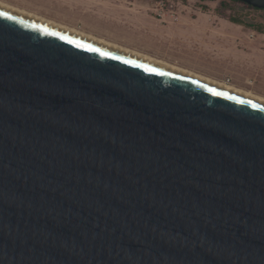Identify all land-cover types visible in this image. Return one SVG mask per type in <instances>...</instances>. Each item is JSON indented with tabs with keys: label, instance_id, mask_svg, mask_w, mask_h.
<instances>
[{
	"label": "water",
	"instance_id": "95a60500",
	"mask_svg": "<svg viewBox=\"0 0 264 264\" xmlns=\"http://www.w3.org/2000/svg\"><path fill=\"white\" fill-rule=\"evenodd\" d=\"M0 264H264V104L0 8Z\"/></svg>",
	"mask_w": 264,
	"mask_h": 264
},
{
	"label": "rangeland",
	"instance_id": "374dc122",
	"mask_svg": "<svg viewBox=\"0 0 264 264\" xmlns=\"http://www.w3.org/2000/svg\"><path fill=\"white\" fill-rule=\"evenodd\" d=\"M6 1L18 6L5 2L7 4L33 12L46 19L85 31L79 28L81 26L80 20H72L69 22L62 19L61 14L69 10H76L80 12L78 14L79 16H83V13L77 9L76 5H73L71 0ZM173 1L190 4L193 7L202 6V9H205V12L209 16H218L221 20L236 18L243 22L244 25L240 26L241 34L237 31L233 32L230 28L220 27L219 31L209 30V33L204 34H200L199 32V34L192 33L191 31L189 38L185 35H179L170 43L166 42L168 39H164L165 42H163L168 44L166 51L169 53V56L166 58L159 57V59L161 58L170 64L191 70L192 72L220 82L236 85L264 97V44L259 45L261 43L260 41L252 43L247 41L249 36H253L252 33L254 31L252 30L253 32H251L247 30V27H244L245 25H249L255 29L263 28L264 30V10H255L236 0ZM70 5L73 8H70ZM65 23L74 24L75 26ZM133 23L139 27H133L131 25L129 28L123 30L137 35L145 34V28L140 27L138 21H134ZM100 38L111 41L104 37ZM239 77L241 81L236 79Z\"/></svg>",
	"mask_w": 264,
	"mask_h": 264
},
{
	"label": "crops",
	"instance_id": "0c3cea01",
	"mask_svg": "<svg viewBox=\"0 0 264 264\" xmlns=\"http://www.w3.org/2000/svg\"><path fill=\"white\" fill-rule=\"evenodd\" d=\"M4 2L13 4L6 0ZM73 5L83 13L76 10H69L62 13V19L65 21H81L79 28L96 36L104 37L120 45L137 49L144 54L154 57L166 58L168 44L173 42L175 37L185 35L187 38L192 33H209V30L219 31V28L227 27L233 32H241V24L230 20H221L218 16H209L203 7H193L190 4L178 2L172 12L168 10L160 11L161 16L157 15L156 0H71ZM82 6H81V5ZM72 6L70 5V8ZM73 8V7H72ZM48 17V16H46ZM50 18V17H49ZM138 21L140 27H144L145 34L128 33L123 29L139 27L134 25ZM112 23V24H111ZM75 26L74 24L65 23ZM78 27V26H76ZM247 27V30L253 32L249 36V42L260 41L259 45L264 44V32L257 31L254 27ZM253 30V31H252ZM198 33V34H199ZM213 34V33H212ZM263 36V37H262ZM164 41V42H163ZM166 55V56H165ZM184 60V59H183ZM177 62V61H176ZM179 63V62H178ZM241 81V78H236Z\"/></svg>",
	"mask_w": 264,
	"mask_h": 264
},
{
	"label": "bare ground",
	"instance_id": "6f19581e",
	"mask_svg": "<svg viewBox=\"0 0 264 264\" xmlns=\"http://www.w3.org/2000/svg\"><path fill=\"white\" fill-rule=\"evenodd\" d=\"M0 8H3V9H6V10H9L11 12H14V13H17V14H20L22 16H25V17H28V18H31L33 20H36V21H39V22H42L44 24H47V25H50V26H53L55 28H58V29H61V30H64L66 32H69V33H72V34H75L77 36H80V37H83V38H86L88 40H91V41H94V42H97L99 44H102V45H105V46H108L110 48H113V49H116V50H119L121 52H124V53H127V54H130L132 56H135V57H138V58H141L143 60H146V61H149L151 63H154V64H157V65H160L162 67H165V68H168L170 70H173V71H176L178 73H181L183 75H186V76H189L191 78H194V79H197L199 81H202L204 83H207V84H210V85H213L215 87H218V88H221L223 90H226V91H229V92H232L234 94H237V95H240V96H243L245 98H248V99H251V100H254L256 102H259V103H262L264 104V97L262 96H259L249 90H245V89H242L236 85H233V84H227V83H224V82H220L218 80H215V79H212V78H209L207 76H203V75H200V74H197L195 72H192L191 70H187L185 68H181L179 66H176V65H173V64H170L168 63L167 61L165 60H162L161 58H156L154 56H150L148 54H144L142 53V51L140 52L139 50H135L133 48H129V47H126V46H123V45H120L118 44L117 42H111V41H107L103 38H100V37H96V36H93L92 34H89L85 31H82L78 28H74V27H70V26H67V25H63V24H60V23H57L55 21H52V20H49V19H46L40 15H37L33 12H29L25 9H21V8H18V7H15V6H12L10 4H7L5 3L4 1L0 0Z\"/></svg>",
	"mask_w": 264,
	"mask_h": 264
},
{
	"label": "built area",
	"instance_id": "2783aa9c",
	"mask_svg": "<svg viewBox=\"0 0 264 264\" xmlns=\"http://www.w3.org/2000/svg\"><path fill=\"white\" fill-rule=\"evenodd\" d=\"M178 3V1L173 0H156V13L157 15L161 16L160 11L162 10H168L169 12H172L174 9V6Z\"/></svg>",
	"mask_w": 264,
	"mask_h": 264
},
{
	"label": "trees",
	"instance_id": "16d2710c",
	"mask_svg": "<svg viewBox=\"0 0 264 264\" xmlns=\"http://www.w3.org/2000/svg\"><path fill=\"white\" fill-rule=\"evenodd\" d=\"M253 9H255V10H259V9H256V8H253ZM229 20L232 21V22H235V23H238V24L244 25L243 22L239 21V20L236 19V18H229ZM245 26H249V25H245ZM256 30L259 31V32H264L263 28H259V29L256 28Z\"/></svg>",
	"mask_w": 264,
	"mask_h": 264
}]
</instances>
